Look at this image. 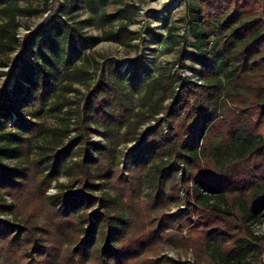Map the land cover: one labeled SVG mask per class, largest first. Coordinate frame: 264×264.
I'll return each mask as SVG.
<instances>
[{
	"label": "trees",
	"instance_id": "obj_1",
	"mask_svg": "<svg viewBox=\"0 0 264 264\" xmlns=\"http://www.w3.org/2000/svg\"><path fill=\"white\" fill-rule=\"evenodd\" d=\"M18 1L39 0H0V51L15 50L18 17L37 13ZM43 1L45 18L0 62V232L16 226L3 213L21 219L35 264H168L166 245L191 250L195 264H264V233L250 230L264 222V0H186L183 34L165 39L195 60L189 75L144 54L124 64L99 55L90 73L87 52L126 44L128 25L97 37L77 20L78 0ZM63 80L84 92L56 95ZM51 97L70 112L63 128L39 121ZM44 135L53 140L40 146ZM154 154L164 159L150 169ZM181 202L187 227L167 214ZM13 243L0 240V256Z\"/></svg>",
	"mask_w": 264,
	"mask_h": 264
},
{
	"label": "rangeland",
	"instance_id": "obj_2",
	"mask_svg": "<svg viewBox=\"0 0 264 264\" xmlns=\"http://www.w3.org/2000/svg\"><path fill=\"white\" fill-rule=\"evenodd\" d=\"M159 1L160 0H106L102 3L100 0H91V3H88L87 0H78V9L76 11L78 16L77 20L82 22L81 27L87 34L100 37L103 31L116 30L121 23H126L131 32V40L124 45L108 41H98L93 48L87 52L85 60L81 61L80 64L87 65L90 69V73H93L96 69L94 60H98L99 55L115 57L124 64L127 58H134L144 54L147 57L149 66L154 69L160 66H169L172 70L179 69L184 75H189L190 67H195L197 65L195 60L192 59L189 54H184L182 58L179 57L180 45L171 46L170 41L165 39L168 33L167 31L170 28H174V34L178 36L183 34L185 28V7L173 9L168 4H161ZM8 5L9 4L6 2H0V9ZM13 6L19 8L31 7L37 9V13L29 17H18V21L21 24L16 31L18 43L17 45L13 44L15 48L14 51H8L6 49L0 51L1 63L9 64L11 60H13L18 52L19 46L22 44L24 35L28 32L27 29L30 31L34 30L46 16V5L43 0L30 2L18 1L14 3ZM103 14L109 17L104 23L100 20V16ZM2 21L3 16L0 14V22ZM158 33L162 34V38H158ZM185 46L187 51L192 50L189 45V40L185 42ZM6 70V68H0V71ZM4 81L5 77L2 76L0 78V90ZM70 85L84 92V87L81 84H71L69 81L63 80L58 84L59 87L56 95H62L72 99L74 93L67 91ZM141 93L142 92H137L135 95L139 96ZM55 98L51 97L46 99L45 110L50 109V111L44 113L42 119L39 121L44 122L52 128H63L67 125V119H69L68 114L70 112L68 111V107H64L60 110H53L51 105ZM73 120V118H70V122H73ZM71 135H73V132ZM91 138L93 140L100 139L95 134H92ZM52 140L53 137L51 135H44L39 138V144L40 146H45L52 142ZM65 142L66 140H64V143ZM133 145L134 143H129L127 147L130 148ZM36 152L35 150L34 156ZM162 159H164V157L157 154L152 155L149 168L154 169L161 163ZM126 174L125 172V175ZM179 174L178 177H180ZM68 180V176H66L64 172H60L57 181L59 183H67ZM57 192L58 188L56 182H53L47 190L46 195L52 197ZM148 193L149 191H147V188L143 186L140 200L147 201ZM150 195L151 194H149V196ZM167 214L170 216L173 215L178 221L183 222V219L187 215L185 205L182 202L176 205L171 204ZM2 217L9 219V223L16 226H5L6 228H3L0 232V240L2 242L7 239L8 233L15 239V243L11 246L13 251L9 252L7 248L0 256V264H35V262H37V257H35L31 248V237L22 229L23 221L21 219L14 220L11 215L6 213H3ZM183 225L185 227L188 226L184 222ZM250 230L253 235H261L264 233V222H262V224H253L250 226ZM183 234L185 235V233ZM254 254L253 250H249L244 258L245 263L251 262ZM159 256L165 257L164 260H166L168 264H195L191 250H189L187 254H182L179 248H174L169 245L164 247V250ZM262 261H264V259H262Z\"/></svg>",
	"mask_w": 264,
	"mask_h": 264
},
{
	"label": "built area",
	"instance_id": "obj_3",
	"mask_svg": "<svg viewBox=\"0 0 264 264\" xmlns=\"http://www.w3.org/2000/svg\"><path fill=\"white\" fill-rule=\"evenodd\" d=\"M161 4H168L173 9L185 7V0H160Z\"/></svg>",
	"mask_w": 264,
	"mask_h": 264
}]
</instances>
